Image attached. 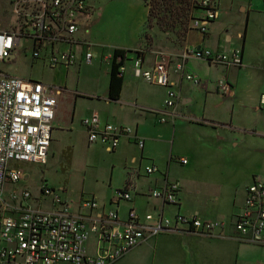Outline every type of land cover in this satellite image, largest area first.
<instances>
[{"label": "built area", "instance_id": "2783aa9c", "mask_svg": "<svg viewBox=\"0 0 264 264\" xmlns=\"http://www.w3.org/2000/svg\"><path fill=\"white\" fill-rule=\"evenodd\" d=\"M196 3L203 16L190 27L203 36L218 16L217 4L215 0H196ZM12 4L16 29L0 31V63L14 59L13 52L20 48L21 41L28 44L23 51L33 60H42L52 70L92 63L93 45L78 38L86 29L84 22L95 11L88 0H12ZM189 59L212 67L237 69L241 66V54L235 50L223 54L205 48L186 49L178 70L195 87L202 86L203 82L183 71ZM170 64L169 58H162L145 70L142 59L137 56L132 64L136 77L167 88L164 103L168 109L179 101L169 81ZM124 70L122 65L119 72L123 74ZM215 91L227 97L232 94V87L221 79L216 82ZM60 93L61 88L0 72V264H114L148 239L167 232L207 238L220 235L224 228L220 222L180 215L171 222L162 212L147 214L141 219L131 207L121 220L115 210L104 209L93 197L81 195L77 203L68 202L61 197L64 189L55 190L45 183L40 184L36 195L28 187L20 192L7 191L8 186L25 180L26 172L20 164H46L55 98ZM259 103L264 108V94ZM166 121L159 115V123ZM80 124L86 131L87 143L99 144L107 152H114L121 138L131 134L128 127L101 122L95 114L82 119ZM135 142L142 148V141ZM178 162L186 164L184 158ZM158 172L156 165L144 167L146 176ZM131 187L127 178L125 186L114 193V200L129 202ZM179 191L178 182L165 180L161 187L146 195L163 205H177ZM231 228V237L240 244L263 243L264 182L260 179H253L245 188L242 207L233 216Z\"/></svg>", "mask_w": 264, "mask_h": 264}, {"label": "crops", "instance_id": "0c3cea01", "mask_svg": "<svg viewBox=\"0 0 264 264\" xmlns=\"http://www.w3.org/2000/svg\"><path fill=\"white\" fill-rule=\"evenodd\" d=\"M215 1L218 16L207 26L205 36H202L197 30L191 29L183 39L179 40L175 34H167L153 28L149 31L151 44L148 47L145 40H142L139 47L129 44V40L126 39L112 43H103L100 40L91 42V26L94 30V27L96 28L100 24L98 19L102 20L100 14L96 13L91 18V24L86 27L85 31L78 34L80 40L93 45L92 51L95 54L93 61L99 55L100 60L111 63L113 50L120 49L129 52L123 64L125 70L118 101L109 102L107 100V83L106 90L100 97L94 95L98 98L89 100L92 113L79 119L80 124L82 119L95 114L101 122L126 126L131 130L130 135L121 138L119 146L114 152H107L103 146L93 144L103 147L107 153L116 155L117 158L121 157L127 160L128 165L123 166L125 169L122 186H115L113 190L111 189L108 204L114 206V210L121 220L126 218L127 210L131 207L141 219L147 214L162 212L163 216L171 222L176 215H180L185 218L196 217L203 221L220 222L224 225L220 235L213 238L167 232L148 239L128 252L141 250L147 255L151 264H264V238L262 244L252 245L240 244L231 237V222L233 216L242 207L245 188L255 178L264 182L259 177L263 168L255 166L253 161L250 165L233 164L238 158L240 146H243L247 140L252 148L251 154L254 152L252 156L255 157L256 154L259 158L262 157L258 160L264 162V108L259 103L263 94L260 95L257 103L248 107H237L232 102L225 105L221 103L220 106L214 107L211 102L213 97L218 96L215 91L216 82L223 79L232 87L229 78L234 73L233 71L243 68L244 64L243 47L239 49L232 45L226 48L225 45L220 44L222 42L218 35H215L222 31L224 26L222 18H220L219 2ZM143 7L141 24L145 29L148 13L145 0H143ZM239 9L242 12L246 11L244 7H239ZM106 48L110 55L105 57L103 51ZM193 48H205L223 54H229L235 50L241 54V66L237 69L214 67L218 73L213 81H210L211 79L199 69L203 64H206L205 62L194 59L186 61L183 71L201 78L203 82L202 86L196 87L198 88L197 93L204 98L201 110L198 112L188 108L193 102V96L181 90L185 80L178 70L183 52ZM142 50H146L141 58L142 68L145 70L151 69L162 58L171 60L169 81L172 84V89L179 96L178 103L172 109L165 108L167 88L150 84L133 74L132 64L136 57L135 52ZM109 70L106 73L108 80ZM63 91L65 88L61 89L59 96ZM75 97L74 113L77 109V99H81L80 95ZM233 97L234 90L232 88V94L225 98L232 99ZM159 115L167 120L166 123H159ZM153 121L157 125H152ZM60 124H62L60 119L55 118V125ZM147 124L152 126L149 127ZM178 127H184L189 132L186 149L189 161L187 166L183 167V178L170 173L173 158L179 156L173 151L174 138L184 135L179 134ZM82 129L86 136L85 129L83 127ZM162 129H165L167 133L162 134ZM136 139L142 141V148L137 146ZM161 144L166 146L169 144V149L163 157L158 152L152 151L153 155L147 156L153 159L143 157L146 145L151 147ZM150 164L156 165L159 172L152 176H146L144 167ZM127 178L132 185L131 200L116 202L114 193L125 186ZM165 180L176 181L180 185L177 205H163L159 200L146 195L151 190L161 187ZM95 194L90 197H93L100 206L106 209L105 193L96 192ZM98 197L100 201L97 200ZM125 256L114 264L120 263Z\"/></svg>", "mask_w": 264, "mask_h": 264}, {"label": "rangeland", "instance_id": "374dc122", "mask_svg": "<svg viewBox=\"0 0 264 264\" xmlns=\"http://www.w3.org/2000/svg\"><path fill=\"white\" fill-rule=\"evenodd\" d=\"M88 1L93 5L95 11L84 22L85 28L91 24V18L94 15L100 14L102 17V20L101 18L98 19L100 24L96 28L94 27V30L92 29L93 26L90 28L91 42L100 40L103 43H112L126 39L129 40V44L141 46L142 40H145V29L144 26L142 28L141 24L143 0ZM146 2L151 4V0H146ZM218 2L220 18H222L224 26L223 30L215 35H218L220 42H222L220 44L225 45L226 48L232 45L239 49L243 47L244 64L243 68L233 71L234 73L229 78L232 82L234 97L228 99L218 94L211 99V102L214 107L220 106L221 103L225 105L231 102L237 107H248L257 103L260 95L264 94L263 2L262 0H218ZM239 7H244L246 11L242 12ZM14 13L15 7L11 0H0V31L16 29L17 22ZM202 16V9L198 4L195 5L194 10L189 13V17L192 19L189 18L187 24H193L194 20H200ZM182 26L183 24L179 21L176 23L174 31L166 33L180 37ZM153 28L160 30L156 25V19H153L150 30ZM149 31H147L148 35ZM25 46H28L27 42L21 41L20 48L13 52L14 59L0 63V72L7 76L40 82L55 88H65V91L62 92L61 96L55 98L56 110L51 126V140L46 164H20V167L26 172L25 180L16 185L8 186L7 191L20 192L24 187H28L36 195L40 184L45 183L55 190L64 189L65 193H61V197L72 203H77L81 195L90 196L96 192L105 193L106 210H114V206L108 204L110 192L115 186H122L125 169L123 166L127 164V160L107 153L103 147L89 145L84 130L79 124L81 117L89 116L92 113L89 100L97 99L106 90L108 83L106 73L109 70L110 61H102L98 55L90 65L82 63L79 66L52 70L42 60H33L28 52L23 51ZM103 52L105 57L110 55L107 48ZM199 69L211 79L210 81H213L218 73L214 67L206 64H203ZM181 90L193 96V102L188 108L195 112L200 111L204 98L197 93L198 88L184 81ZM78 95L81 99H77V109L74 113V98ZM94 95L98 97H94ZM57 107L58 112L56 113ZM55 118L60 119L62 124L55 125ZM151 124L157 125L154 121ZM161 132L162 134L167 133L165 129H162ZM178 132L184 135L174 138L173 151L179 156L173 158L170 173L183 178V170L189 161L186 151L189 132L184 127H178ZM169 144L167 146L164 144L152 145L151 147L146 145L143 157L153 159L147 156L153 155L152 152H158L163 157L169 149ZM251 151V145L247 140L243 146H240L238 158L233 164L250 165L253 161L255 166L263 168L259 177L264 180V162L259 161L256 154L253 157L254 152L251 154ZM180 157L186 160V165L181 166L178 163L177 158ZM97 200L100 201L99 197ZM147 259V255L141 250H134L128 253L118 264H151L149 259L148 262L146 261Z\"/></svg>", "mask_w": 264, "mask_h": 264}, {"label": "trees", "instance_id": "16d2710c", "mask_svg": "<svg viewBox=\"0 0 264 264\" xmlns=\"http://www.w3.org/2000/svg\"><path fill=\"white\" fill-rule=\"evenodd\" d=\"M195 5H197L195 0H151V4L147 3L145 0L148 13L145 23L144 39L147 47L151 44V38L147 31L152 27L153 19H156V25L164 33L174 31L176 23L181 21L183 24L181 28L182 35L177 38H179V40L183 39L186 33L191 30L190 24L188 23V25L187 21L190 18L189 13L194 10ZM191 19L192 17L190 20ZM144 52H146V50L137 51L135 54L138 58H142ZM127 53L129 52L120 49L113 50L107 93V100L109 102H115L119 99L123 84V74L119 72V68L124 64Z\"/></svg>", "mask_w": 264, "mask_h": 264}]
</instances>
